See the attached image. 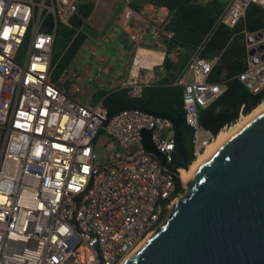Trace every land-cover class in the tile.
<instances>
[{
    "label": "built area",
    "instance_id": "2783aa9c",
    "mask_svg": "<svg viewBox=\"0 0 264 264\" xmlns=\"http://www.w3.org/2000/svg\"><path fill=\"white\" fill-rule=\"evenodd\" d=\"M79 2L0 0V264H123L186 189L169 119L138 108L109 116L102 101L73 97L78 84L66 93L51 82L57 25H69ZM252 4L264 9V0H229L218 23L233 29ZM124 8L134 11L130 0ZM116 24L137 45L120 82L137 97L156 79L155 68L163 71V60L140 64V51H154L139 46L125 12ZM240 33L245 69L238 79L256 95L264 91V27ZM216 61L197 50L174 82L182 88L195 159L214 140L198 113L224 90L209 81ZM86 76L99 80L102 71ZM143 131L161 157L145 150ZM103 139L104 148L113 143L112 154L99 162L95 149Z\"/></svg>",
    "mask_w": 264,
    "mask_h": 264
},
{
    "label": "trees",
    "instance_id": "16d2710c",
    "mask_svg": "<svg viewBox=\"0 0 264 264\" xmlns=\"http://www.w3.org/2000/svg\"><path fill=\"white\" fill-rule=\"evenodd\" d=\"M228 1L130 0V8L137 13L144 7L154 11L163 9L167 12L166 18L157 26V33L164 48L163 71L155 68L156 79L143 86L141 94L137 97L130 96L128 89L116 87L109 91H95L91 95V101H102L109 116L123 109L138 108L169 119L174 127L175 139L190 166L196 160L192 154V129L185 122L182 88L174 82L195 51L198 50L204 58L217 57L209 81L224 85L222 94L198 113L199 124L209 131L214 139L225 127L230 128L238 121L240 112L247 116L264 100V91L253 95L238 79V75L245 69L244 39L240 31L245 28L254 32L263 28L264 9L250 5L244 19L231 29L218 23ZM93 8L92 2L81 1L69 25H57L50 79L66 93H69L71 84L67 75L70 74L88 35H92L87 30L86 20ZM175 160L179 164L182 162V156L177 149ZM175 183L178 186L179 180L175 179Z\"/></svg>",
    "mask_w": 264,
    "mask_h": 264
},
{
    "label": "water",
    "instance_id": "95a60500",
    "mask_svg": "<svg viewBox=\"0 0 264 264\" xmlns=\"http://www.w3.org/2000/svg\"><path fill=\"white\" fill-rule=\"evenodd\" d=\"M142 137L145 150L161 157L150 132ZM175 146L186 171L177 139ZM123 264H264V112L201 168L164 224Z\"/></svg>",
    "mask_w": 264,
    "mask_h": 264
},
{
    "label": "crops",
    "instance_id": "0c3cea01",
    "mask_svg": "<svg viewBox=\"0 0 264 264\" xmlns=\"http://www.w3.org/2000/svg\"><path fill=\"white\" fill-rule=\"evenodd\" d=\"M81 2V0H80ZM125 2V1H124ZM125 12L131 22V26L136 29L140 37V47H153V55L159 60L164 58V48L159 38L154 35V29L160 25L166 18L167 12L163 9L154 11L153 9L144 7L139 13L127 8L125 10L122 3L112 16V25L108 28L106 36L99 37L97 35H88L84 45L77 56L78 66L76 67L78 78L70 86L69 91L72 92L73 87L78 84L81 87L88 88L92 95L97 90H112L120 87V82L124 81L128 73L127 57L134 52L137 45L128 39L126 32H119L117 28V20L121 14ZM163 16L160 17V13ZM89 43L88 45L86 43ZM94 50L97 52L96 57L89 54ZM81 52L84 53L81 56ZM173 58L174 56L171 55ZM163 62V61H162ZM102 71L99 80L89 82L86 72Z\"/></svg>",
    "mask_w": 264,
    "mask_h": 264
},
{
    "label": "rangeland",
    "instance_id": "374dc122",
    "mask_svg": "<svg viewBox=\"0 0 264 264\" xmlns=\"http://www.w3.org/2000/svg\"><path fill=\"white\" fill-rule=\"evenodd\" d=\"M83 2H92L94 4V8L90 16L86 20L87 30L93 36L97 35L99 37H103L107 35L108 28L112 25V16L114 15L115 10L124 3L125 0H81ZM149 9V8H147ZM89 44L88 42L86 43ZM149 50H155L154 46L147 48ZM84 53L81 52V56ZM134 52L130 53L127 57L128 60V71L130 69L132 60H133ZM74 66L71 68L70 74L67 75L69 81H71L70 86L75 82V79L78 78L76 67L78 66L77 60L74 61ZM128 74V73H127ZM191 75L188 73L186 75L187 79H190ZM71 93V92H70ZM73 97H80L86 100H91V94L89 93L88 88L81 87L80 92L73 93ZM105 140L96 147L95 153L97 156V160L99 162L105 161L106 157L112 154V142L107 143V147H103ZM110 146V148H109Z\"/></svg>",
    "mask_w": 264,
    "mask_h": 264
},
{
    "label": "bare ground",
    "instance_id": "6f19581e",
    "mask_svg": "<svg viewBox=\"0 0 264 264\" xmlns=\"http://www.w3.org/2000/svg\"><path fill=\"white\" fill-rule=\"evenodd\" d=\"M139 63L142 65H151L153 62H160L152 52L140 51ZM264 112V100L247 116H242L232 127L224 129L219 132L217 137L209 143L203 154L200 155L190 166L184 171H181V177L185 185L192 184L197 173L201 168L216 155L228 142H230L234 136H236L245 126H247L253 119Z\"/></svg>",
    "mask_w": 264,
    "mask_h": 264
}]
</instances>
